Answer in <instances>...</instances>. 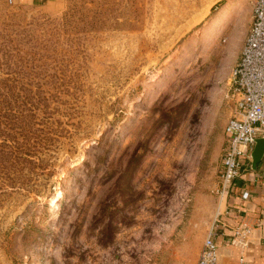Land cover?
Returning <instances> with one entry per match:
<instances>
[{"label": "rangeland", "instance_id": "obj_1", "mask_svg": "<svg viewBox=\"0 0 264 264\" xmlns=\"http://www.w3.org/2000/svg\"><path fill=\"white\" fill-rule=\"evenodd\" d=\"M252 6L0 0V264H196Z\"/></svg>", "mask_w": 264, "mask_h": 264}, {"label": "built area", "instance_id": "obj_2", "mask_svg": "<svg viewBox=\"0 0 264 264\" xmlns=\"http://www.w3.org/2000/svg\"><path fill=\"white\" fill-rule=\"evenodd\" d=\"M231 77L234 103L225 126L226 144L215 190L221 200L230 194L234 180L250 160L257 138L264 136V0H253L250 23ZM221 215L216 214L196 264H219L216 230ZM252 229L242 220L234 228L233 243L247 246Z\"/></svg>", "mask_w": 264, "mask_h": 264}, {"label": "crops", "instance_id": "obj_3", "mask_svg": "<svg viewBox=\"0 0 264 264\" xmlns=\"http://www.w3.org/2000/svg\"><path fill=\"white\" fill-rule=\"evenodd\" d=\"M14 1L20 5L50 8L53 11L62 10L66 2V0ZM224 201V206L219 211L222 215L216 230L219 264H264V158L257 164L256 169L252 167L250 160L244 164L240 176L234 180L231 192ZM242 220L253 228L247 246L232 241L234 228Z\"/></svg>", "mask_w": 264, "mask_h": 264}, {"label": "water", "instance_id": "obj_4", "mask_svg": "<svg viewBox=\"0 0 264 264\" xmlns=\"http://www.w3.org/2000/svg\"><path fill=\"white\" fill-rule=\"evenodd\" d=\"M264 158V136L257 138L255 146L250 153L249 159L252 167L257 168V164Z\"/></svg>", "mask_w": 264, "mask_h": 264}, {"label": "bare ground", "instance_id": "obj_5", "mask_svg": "<svg viewBox=\"0 0 264 264\" xmlns=\"http://www.w3.org/2000/svg\"><path fill=\"white\" fill-rule=\"evenodd\" d=\"M231 12H232V7L229 5L226 6L225 9H223L218 15H216L214 17L209 28L212 29V28L216 27L217 25H219Z\"/></svg>", "mask_w": 264, "mask_h": 264}]
</instances>
